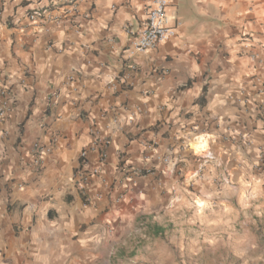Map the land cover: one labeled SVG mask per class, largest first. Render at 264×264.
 Returning <instances> with one entry per match:
<instances>
[{
    "label": "crops",
    "instance_id": "crops-1",
    "mask_svg": "<svg viewBox=\"0 0 264 264\" xmlns=\"http://www.w3.org/2000/svg\"><path fill=\"white\" fill-rule=\"evenodd\" d=\"M0 4V264H104L140 211L181 217L200 200L191 221L212 231L234 228V196L264 198V0H172L177 36L134 57L126 30L149 0ZM44 7L59 21L29 19ZM94 131L110 139L102 163ZM35 142L51 147L39 166Z\"/></svg>",
    "mask_w": 264,
    "mask_h": 264
},
{
    "label": "rangeland",
    "instance_id": "rangeland-1",
    "mask_svg": "<svg viewBox=\"0 0 264 264\" xmlns=\"http://www.w3.org/2000/svg\"><path fill=\"white\" fill-rule=\"evenodd\" d=\"M223 175L230 178L227 170ZM226 184H231V181ZM248 195L243 199L232 198L230 207L236 220L234 228L229 229L210 231L196 227L191 221L192 210L195 205L202 206L200 200L193 201L194 204L181 217L178 213L173 215V212L165 214L164 210L152 214L140 211L132 227L128 225L119 233V243L107 245L108 255L103 262L122 264L109 257L112 252L130 256L137 260L136 264H264V198L255 193ZM146 223L166 227L164 235L153 238ZM216 235L220 237L215 240L212 236ZM178 237L196 239L198 245L186 244L185 251L179 254L172 250V241Z\"/></svg>",
    "mask_w": 264,
    "mask_h": 264
},
{
    "label": "built area",
    "instance_id": "built-area-1",
    "mask_svg": "<svg viewBox=\"0 0 264 264\" xmlns=\"http://www.w3.org/2000/svg\"><path fill=\"white\" fill-rule=\"evenodd\" d=\"M70 6H74V4L78 0H64ZM149 9L147 12V17L144 26L139 30H133L131 28H127L128 36H129V46L126 49L127 56L134 57L138 53L147 52L151 49H154L162 42H168L173 40L177 36V25H171L169 23L168 17V8L172 3V0H149ZM1 6V4H0ZM28 17L31 21H40L42 24H46L50 20L59 21V17H52L50 15L49 10L38 8L33 9L28 12ZM8 93L7 86H0V94L5 95ZM0 100V116H4L6 114L9 99ZM95 141L94 148H99V162H105L107 159L106 146L109 145L110 139L105 135H101L97 131H94ZM156 145L152 143H148L146 145L147 150H153ZM30 154L34 158V162L36 166L41 165V160L45 154L51 152L50 146H45L40 142H35L30 149ZM87 150H83L81 152V159L84 163L87 158ZM148 155L144 156V161L148 159ZM167 161V159H166ZM217 157L216 154L212 150L205 151V154L201 156V168L204 167L207 163L216 162ZM264 165V155H261L260 162H258V166ZM83 166V164H82ZM143 170H146L145 167H134L131 172L135 175L142 174ZM99 173V169H95L92 171L83 170L82 172V181L87 183L90 177L97 175ZM129 175V174H128ZM127 175V176H128ZM222 180L226 183L229 182L230 178L227 175L222 176ZM83 191L86 194L85 184L82 186ZM86 196H88L86 194ZM88 198V197H87Z\"/></svg>",
    "mask_w": 264,
    "mask_h": 264
},
{
    "label": "trees",
    "instance_id": "trees-1",
    "mask_svg": "<svg viewBox=\"0 0 264 264\" xmlns=\"http://www.w3.org/2000/svg\"><path fill=\"white\" fill-rule=\"evenodd\" d=\"M48 7H44L42 9H46ZM188 85H184V87H187ZM205 92V89H204ZM204 99V95L202 96V100ZM142 174H146V170H143ZM147 231L150 235H152L153 238L162 237L166 231V227L160 225V224H149L146 223Z\"/></svg>",
    "mask_w": 264,
    "mask_h": 264
}]
</instances>
